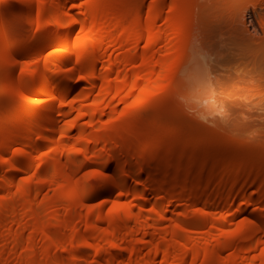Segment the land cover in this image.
I'll use <instances>...</instances> for the list:
<instances>
[{"label": "rangeland", "instance_id": "rangeland-1", "mask_svg": "<svg viewBox=\"0 0 264 264\" xmlns=\"http://www.w3.org/2000/svg\"><path fill=\"white\" fill-rule=\"evenodd\" d=\"M65 1L34 0L33 7L29 3H26V0L0 1L3 22L14 27L8 36L11 38L12 45L15 48L29 39L34 33H49L56 36L68 37L72 29L69 23L65 22H68L67 19L69 20V17H65L63 24H58V7H60L61 11L72 9L76 15L87 17L86 20L88 21L94 20L88 16L89 12L93 10L105 17V20H99L101 23L98 21L99 18H96L98 21H96L97 25L94 22L91 27L88 25L82 28V25L79 24L78 28H81L74 34V39L81 36L87 42L88 46L84 53L98 58L95 65L76 62L83 51L79 54L77 52L79 50H75V47H72L75 45L74 40L69 46L63 45L64 43L53 44L44 52L33 54L29 58L22 55L23 58L21 57V60L26 58L25 61L30 59L33 62L28 61L30 63L27 64L26 61L24 65H21L23 62L20 63L12 75L6 74L4 69H2L1 66L4 61L0 57V161H3L6 151L14 154L15 150H18L20 147L18 143L14 145L18 148L7 146L4 143L9 129L7 122L13 116L16 119L18 114L16 112L13 113L15 111L13 108L26 99L32 101L35 97H38L35 90L29 92L26 96L15 90L13 80L17 78L28 82L30 85H34L38 77L34 75L33 70L37 64V66H42L44 60L50 61L54 65V68L68 74L69 81L73 85L83 84L84 82L86 84L87 79L83 75L86 72L89 73L91 69L95 71V75L97 76L94 78L95 80H92L93 84L87 83L90 86L89 88L76 89L67 93L68 96L64 94V97L67 96L66 100L64 98L66 103L62 104L63 101L57 104L61 108L59 106L61 103V109L65 108L66 111L69 110L68 108L73 107L65 116L63 115L60 121V124L63 121L60 130H64V132L59 130L62 133L60 135L58 133V135L60 138L62 135L64 139L66 138L64 141L65 145L83 147L86 140H91L89 150L87 149L88 151L82 152V156L79 155L80 158L88 160V164L76 171L72 176L73 183L75 180L77 183L85 180V178L88 180L87 189H82L84 193L88 192V190L99 191L109 183H118L119 179H121L120 175L122 173L117 177L118 174L116 172L113 177H107V173L111 171L112 165L117 161L110 155L109 149L111 148V144L113 147V145L117 146L116 143H119L117 141L114 144L113 140L110 141L109 138H103L99 135L101 130H111V125L114 123L121 124L122 122L123 125H121L125 126L124 128L131 133H139L140 135L145 133L146 138L141 143V150H149L151 146L159 147L162 150L166 149L168 137L157 133L158 126H162L169 131L175 130V137L185 139L194 144L190 149L173 148L168 154L150 153L146 156L133 155L129 161L130 163L128 162L129 164H127L129 168L126 167L127 170H131L130 167L134 166L135 163L142 166L157 163V165L164 168L167 166H178L179 172L189 173V179L180 180L181 183L177 182L179 180L177 175H172L168 178V175L166 176L163 170L153 171L152 173L143 171L137 176L128 172V175L126 174L127 177H125V180L128 179L127 185L130 186L138 182V188L140 189L136 191L131 187L118 186L93 195L81 206V208L83 207L81 211L83 215L80 212L81 217L78 216L75 222L70 220L69 213L65 210V198L63 200L62 193L59 191L61 182L56 179L47 184L41 191L40 199L42 201L45 200V202L47 201L48 205L51 202L50 199H54L57 207L61 206L64 210L63 225L61 227L63 229H61L51 222L54 211L51 208L49 209L51 205L48 206L50 211L48 210L45 214L51 213L48 214L50 216L45 215V217L47 216L50 231L59 237H62L64 234L68 242H65L67 248L66 245L63 249L62 247H48V253L53 257L59 258V262L55 264H110L111 262L114 264H147L144 261H147L149 254L154 253V264L165 263L166 260L164 259L167 256L170 261L168 264H230L228 259L234 253L240 255L237 260L238 264H253L262 259L264 257V242H262L264 241V217L255 216V218L253 214L246 215V213L240 212L232 215L231 221H220L218 218L225 211H228L227 209H231L232 212L234 208L239 207V205H245V203H250L251 205L249 206H252V208L264 210V200H253L252 196H250L264 193V186H260L256 182H247L245 185L243 183L244 189L238 191L239 193L234 192L235 194L237 193L236 196L239 194L237 197L234 195L235 197L231 196L224 199L221 197L222 193L223 195L225 192L227 193V190L229 191L230 187H234V184L229 182L226 185L223 178L225 173L220 171V167L208 164V160L220 158L222 160V167H225L230 164V160L235 158L244 161L250 160L255 156L264 155V45L261 43H258V45L243 44L244 41H241L240 37L235 32H232L235 29L228 24L231 20L230 16H232L230 14H234L232 13L234 10H244L243 21L246 26L244 23L240 26H243L246 36L252 37L251 35L256 31L259 34H263V25L261 26L260 22H264V0H96L93 6L91 5L92 0H79L74 9L69 8L68 2L65 4ZM182 3L186 4L185 8H183L184 5ZM152 8H159V14L153 22V28L150 29L145 22H142L140 25L134 24L131 27L132 21L136 18L145 17ZM173 8H177V12L179 9V12L174 17L176 26L172 30L169 27V18ZM42 14H44L43 17H41ZM126 29H130L128 38H126V34L124 33ZM23 31H26V34ZM142 34L143 38L137 40L136 37ZM123 35L125 37L122 38ZM148 38L155 40L154 48L148 47ZM172 39L173 43H171ZM1 46L2 43L0 42V48ZM134 46L138 47V50ZM66 47H68L67 53L71 60L62 66H58L55 64L57 63V56ZM100 47L104 48L100 49ZM144 48L145 50H142ZM146 48H153L152 52H150L151 50L149 51L150 54L156 51L147 60L148 65H146L147 61H144L140 56L135 59L127 58V55L131 51L141 50L142 52H146V50L148 51ZM55 49H59V51ZM166 53H170V56ZM162 56L165 58L172 56L173 61L170 63L171 65L169 64L166 66L167 68L165 67L166 71L165 69L163 71L157 69V71L152 72L149 67L158 65L156 63L160 62L159 58ZM145 67L147 70H145ZM132 70H138L142 77L144 76L143 73L149 74L148 76L145 74L146 77H141L142 81L139 80L140 84L141 82L143 84L140 85L142 87L147 85L148 82L158 79L157 77L161 73H165L163 74L165 80L160 83L158 87L160 89L154 95L147 93L141 95L142 92L138 89V82L135 85L134 77L131 75L129 78ZM138 71L137 73L139 74ZM128 73L129 76L126 77L125 75ZM154 73L160 74L156 76ZM104 75L105 77H103ZM107 75H109L110 81L106 80ZM124 76L126 78L122 79ZM127 78L130 82H127L128 85L126 82L124 83V80H128ZM146 78L147 81H145ZM121 82L124 83L123 86L126 84V89L123 87L120 90L124 89L120 92L121 94H115L114 92L117 91L116 93H118V90L115 89L116 84L114 83L122 85ZM105 83L111 86L109 90L112 92L107 90L109 93H106L105 87L107 85L105 86ZM52 84L51 82L50 88H52ZM131 84H133V88L132 90L130 89V92L133 93L132 91H134L133 94L128 92V88L132 87H130ZM99 90L105 92L101 95L102 92L100 91L99 93ZM135 90L139 91L135 93ZM127 92L129 95L126 94ZM104 94H107V96H103ZM147 95L149 97L139 99ZM152 95L154 97L163 96L164 99L161 103L144 102L146 99L151 98ZM65 104L67 105L65 106ZM132 106H135V109ZM129 107L132 110L128 111ZM92 108L95 109V115L91 113L94 111ZM22 110L20 114L23 118L28 113L25 114L24 108ZM86 112H89L87 116ZM97 112L102 113L96 114ZM90 113L91 115L93 114L92 118L89 117ZM180 116L183 117V120H180ZM191 121L192 123H190ZM76 122L79 125L82 123L85 130H82ZM179 122H182L185 127ZM197 122L201 123L198 127V124L196 126L193 124ZM74 123L76 124L72 125ZM69 125L70 127H68ZM179 125L184 129L180 131ZM192 125H194L193 128H191ZM67 129L69 133L68 131L66 132ZM96 137H100L101 140L97 141ZM198 137L200 140L196 141ZM257 139H260V143L257 142ZM95 140L97 143L99 142L97 145ZM262 141L263 143H261ZM230 143H236L240 146L248 147V149L246 148V151L240 148L229 149L228 145ZM45 148L42 146L40 154L37 152V154H34L35 157H32L35 162L32 161L34 165H37L41 156L46 154L45 152H47L48 147ZM101 151L104 153L103 157L110 158V166L106 167L103 165L104 160H101L102 158H99L100 156L98 155V152ZM66 160L68 166L69 164L73 165L74 162H71L72 160L68 158ZM72 165L70 167H73ZM6 169L5 166L0 167V175L2 177L7 173ZM54 170L55 168L51 163V165L48 164L42 167L40 173L36 169L34 170V174L33 170L32 172L30 171L33 175L29 174V172L28 174L27 172H23L22 175H25H21L20 179H23V177L25 179L33 178L38 174L40 176H47L50 173L54 174ZM209 170H212L210 174H204L200 179L192 181L191 175L193 173ZM240 174L239 176L242 177L247 175L246 177L249 179L254 176L264 178V159L254 167H249L246 173ZM166 178L172 184L174 183L173 185L178 183L177 185L180 184L183 187L177 193L178 195L176 193L173 195L166 188L157 187L159 190L156 188H143V183H161ZM215 185L218 186L216 187L218 192L216 190L211 191ZM219 185L223 187L220 188ZM199 191L203 194H199L201 193ZM140 193L150 196L149 201H142ZM155 193H160L158 194L159 196L163 195L162 198H165V200L172 198L174 202L172 201L168 208H165L163 205H159V202L155 203L153 201L157 195ZM127 202L135 205H133L134 210L136 208V215H139L136 216L138 218H134V222H132L133 220L131 221L130 225L132 224V227L128 226L130 234H126V230L124 228L121 229L122 227L119 226L121 225L120 223H124L120 218L123 215V205ZM24 204L26 205L27 203ZM27 206L23 207L20 219L22 222L25 221L24 223L30 220ZM94 207H102L103 215L106 217L111 215L110 219H113L115 216L117 218L119 216L118 212L122 215L114 221L109 220V217L102 222L99 221L98 212H94L89 218H86L84 214L87 212L85 211ZM137 210H141L140 212L142 213L137 212ZM204 210L210 214L207 216L206 211L202 212ZM198 217L200 219L203 217V221L202 219L198 220ZM247 217H252L254 220L257 219V222H260L258 223L261 226V230L257 233V238L263 240H259L261 242L259 248L255 249V251L247 250V253L249 252L247 254L245 253L246 246L239 243L237 248L221 250L220 245L222 242H226L232 237L241 236L239 227L243 225ZM3 224H5L4 228ZM3 224L1 225L2 229L7 228L10 224V219L5 221V223L3 222ZM145 225L148 229H146ZM179 225L185 226V229H176ZM113 227H117L115 230L117 234H112L111 232L107 235L106 232ZM133 227L135 229H133L134 232L132 231ZM173 227H176V231H174L176 234L173 233ZM28 229L26 230V234L29 231ZM31 231L30 229L29 232ZM72 231L76 232L73 237L71 235ZM145 231H147V234L149 233L148 237L151 240L150 248L142 246ZM131 232L135 233L132 234L133 237L136 236L135 240L137 241L135 243L132 241L134 238L131 239L129 237L131 236ZM110 234L115 239L111 238ZM29 236L27 234L26 237ZM125 237H128L127 240L130 239L131 241H125ZM94 238H97L98 245L102 249L100 253H96L94 243H89ZM4 239L2 240L7 243L9 238L4 237ZM1 241L0 245H2ZM5 242H3V245ZM129 242L134 243L135 247H133V251L124 247ZM44 243H48V241ZM25 244L26 242L18 250L22 249L20 252L22 254L27 252ZM45 246L43 247L44 249ZM165 247H168V255H165ZM43 248L39 252H44ZM145 250L146 252H144ZM7 252H10L8 253L9 255H13L14 251L9 248ZM261 254L263 255L261 256ZM116 255L118 256L116 257ZM259 255L260 257L258 258L257 256ZM142 256L145 258H142ZM253 257H257L258 260H253ZM239 258H241V261Z\"/></svg>", "mask_w": 264, "mask_h": 264}, {"label": "bare ground", "instance_id": "bare-ground-1", "mask_svg": "<svg viewBox=\"0 0 264 264\" xmlns=\"http://www.w3.org/2000/svg\"><path fill=\"white\" fill-rule=\"evenodd\" d=\"M66 2L69 3V0H66L65 4H67ZM95 2H96V0H92L91 5L93 6L95 4ZM26 3H29V5L31 7L34 6V0H26ZM182 4L184 5L183 8H185L186 4L185 3H182ZM58 8H59L58 18H57L58 24H63L65 22L64 21L65 17H69V20L67 19L68 22H65V23H69V25L71 26V29H72L70 31V34L68 37L56 36V35L49 34V33H34L29 39L25 40V42H23L20 46L15 48L12 45L11 38L8 36L9 32H11V30L14 29V27L10 26L9 24H5L3 22L4 19L2 17V9L0 6V40H1L0 42L2 43V46L0 48V57L4 61V63L2 64L1 67H2V69H4L6 74L12 75V73H14V70L17 68V66L20 63L23 62V64H21V65H24V63L27 60L25 61L26 58L21 60V57L23 58V56H28L27 58H29L33 54L35 55L38 53H42L48 47H50L51 45L56 44V43H62V44L64 43L63 45L69 46L73 40L75 41L74 42L75 45L73 43L74 46H72V47H75L74 48L75 50H79V51H77V52H79V54H80V52L83 51L82 54H80V56L78 57L76 62L77 63L84 62L86 64L95 65L96 61H98V58L96 56L91 55V54L90 55L85 54L84 53L85 49L88 46L87 42L85 40H83V38H81V36L78 38H76V36H75L76 39H74V34L78 31L79 28H81V27L78 28L79 24L82 25V28L85 26H88V25L91 27V25H93L94 22L97 25L96 18H99L98 19V21H99L100 19L105 20V17L101 13H97L96 11L93 10V11L89 12L88 16H89V18L94 19V20L88 21V20H86L87 17H84V16L80 17L78 14L76 15V13H74L72 11V9H69L68 11H61L60 7H58ZM61 8H63V7H61ZM158 10H159V8H155V9L152 8L145 17L136 18L134 21L131 22V27L134 24L140 25L142 22H145L146 25H148V27L150 29L153 28V22L159 14ZM240 10H242V9H240ZM178 12H179V9H178ZM178 12H177V8H173L172 14L170 15V18H169V25L170 26L169 27L172 30L175 29L174 26H176V24H175L174 17L177 15ZM232 13H234V14H230L232 16H230L231 20L229 19L230 21L228 22V24L235 29V31L232 30V32H235L237 34V36L240 37L241 41H244L243 44H245V45H248V44L258 45V43H261L264 45V22L263 21L260 22L261 26L263 25L262 26L263 34H259L258 31H256L254 33L255 35L252 34L251 35L252 37H250V36L248 37V36H246V32L244 31L243 26H240V25H243V23H244V21H243L244 20V18H243L244 17V10H242V11L234 10ZM43 16H44V14L41 15V17H43ZM100 23H98V24H100ZM244 25H245V23H244ZM23 32H25V34H26V31H23ZM124 33L126 34V38H128V36L130 34V29H126L124 31ZM249 34H251V33L249 32ZM123 37H125V36L123 35L122 38ZM136 38H137V40L142 39L143 34L138 35V37H136ZM147 43L149 45V46L147 45L148 47H153L155 45V40L148 38ZM171 43H173V39L171 40ZM101 48L103 49L104 47H100V49ZM135 48L137 49L138 47H135ZM153 48L152 49L146 48V49H148V51L146 50V52L145 51L142 52L141 50L137 51L138 49L133 50L127 55V58L128 59H135V58L140 56V58L142 57V59L144 61L145 60L147 61V60H149V58H151L153 56V53L156 52L155 51L152 54H150V52L153 51ZM142 50H145V48ZM67 51H68V47L61 50V52L57 56V58H58L57 63H55V64H57L58 66H62L63 64H65L71 60L70 57L68 56ZM166 54H168V56H170V53H166ZM166 54H165V56H166ZM163 56L161 58H159L160 62L156 63L158 65H155V66L153 65V66L149 67L152 72L153 71L155 72V70L157 71V69L159 71H163V69H165V67L173 61L172 56L167 57V58H165ZM28 61H30V59ZM28 61L26 62L27 64L30 62H33V60H31L30 62H28ZM34 61H35V58H34ZM43 62H42V66L41 65L37 66L38 64L35 66V68L33 66L34 75L38 77L34 85H30V84H28V82L21 81V79H17V78H14V80H13L15 90L24 94L25 96L29 92L35 90L38 97H35L36 99L34 98V100H32V101L29 99H26L25 101H23L19 105H17L18 107L17 106L14 108L12 107L13 109H15V111H13V109H12L13 113L16 112V114L18 113L19 115L17 114L16 119H14L15 118L14 116L12 118H10V120L13 119L12 121L8 120V122L10 121L9 122L10 124L7 122L9 129L7 132V136L5 137L4 143L7 146L9 145L11 147L14 146L16 143H18L20 145V147L19 148L16 146L13 147V148H18V150H15L16 152L14 154H10L9 151L8 152L6 151V153L3 156V161H0V167L5 166L7 168L6 169L7 173L3 177H2V175H0V193H1L0 194V241L2 239H4V237L9 238L8 240L6 239L7 243L3 240L1 241L2 245H0V264H55V263L59 262V258L53 257L48 253V247H50V246L55 247V248L56 247L57 248L62 247V249H63V247H65L66 243H68L66 240L67 238L64 234L62 237H59L58 235H56L55 233L50 231L49 222L47 220V216L45 217V215H48L51 212L48 214H45V213H47V211L51 208V210L54 211V216L52 215L53 219L51 222L57 228L58 227L61 228L63 225L64 210L61 206L57 207L56 203H54L55 202L54 199H52L53 202L50 199L51 202L49 203V205H48L47 201L45 202V200L42 201L40 199V194H41L42 189H44L47 184L53 182L56 179L61 182V187H60L59 191L62 193L63 200L65 198V201H64L65 210L68 211L69 218L72 222H75L76 218L78 216H80V212L83 209V207L81 208V206H83L85 204V202L88 200V198L92 197L93 195L100 194L103 191H106L107 189L111 190L112 188H115L118 186H124V187H128V188L131 187L132 189H135L136 191L138 189H140V188H138V182H136V184L130 183L132 186L127 185L128 179L125 180V177H127L128 172H131L133 175L137 176V175H140L143 171H147L148 173H152L153 171L163 170L164 173H166V176L168 175L167 176L168 178H170L172 175H177L178 179H179V180H177V182L178 181L180 182V180L183 181L187 178L189 179V177H188L189 173H187V172L182 173L181 171L179 172L178 166H175V167H168L167 166L164 168L163 166L157 165V163H155V164L152 163L149 166L137 165L135 163L134 166L130 167L131 170L130 169L127 170L126 167L129 168V166L127 164L130 163L129 161L131 159V156H133V155L146 156L150 153L168 154L169 152H171V150L173 148L190 149L191 147H193L194 143L186 141L185 139H178L177 137H175L174 136V133L176 132L175 130L169 131L162 126H158L157 127V133L160 135H165L168 137V146L166 147V149L162 150L159 147L151 146L149 148V150H141V148H140L141 143L146 138L145 133L143 135H140L139 133H131L130 131L126 130V128H124L125 126L124 127L122 126L123 124L121 122L122 125L120 123H114L111 125L112 126L111 130H107V129L101 130L100 134H99L100 137L109 138L110 141L113 140L114 144L117 141L119 143V144L116 143L117 146L113 145V147H115V148L112 147V144H111L112 149L109 147L110 148L109 149L110 155H112V157L115 158V160H117V161L112 165L111 171L107 173V177H109V178L113 177L115 175V172H116L118 174L117 177H119L120 173L123 174V175L122 174L120 175L121 179H119L118 183H112V184L109 183L108 185H106L104 188H102L99 191H89L88 190V192L85 191L86 193H84L82 191V189H87L88 180H86L85 176H83L85 178V180L81 181L80 183H77L75 180L76 184H74L75 182L73 183L72 176L74 175V173L76 171L80 170L86 164H88V160H86L85 158L84 159L80 158L79 155H81L82 152H86L89 150V144L91 143V140H89V139L86 140L84 142L83 147H81V146L80 147L79 146L78 147H70V146L65 145L64 141L66 140V138L64 139L62 137L63 136L62 135L61 138H63V139L61 140V138L59 136L60 133H62L60 131L64 132V130H60V128H61L60 126L63 123V121H62L60 124V121H61V118L63 117V115L65 116L67 114V112L69 110H71V108L73 109V107L68 108L69 110L66 111L65 108L61 109L62 108L61 103L63 101L64 102L62 104L66 103L65 100H66V97L68 96L67 93L74 91L76 89L80 90V89L89 88L90 86H88L89 84H87V83L93 84L94 82L92 80H95L94 78L97 76L95 75V71L93 69H91V70H89L90 72L88 71L89 73L86 72L85 75H83L84 78L87 79L86 80L87 85L84 84L85 82L84 83L82 82L83 84H79V85L74 84L73 85L69 81V75L68 74H65L60 69L54 68V65L50 61L44 60ZM146 65H148V61H147ZM145 70H147L146 67H145ZM137 71L132 70L130 76H129V73L126 74L125 76L126 77L129 76V78H130L132 75L134 77L133 79L136 82L135 85L137 84V82L139 84L138 89L141 90L140 91V92H142L141 95H143L145 93L154 95V93H157V90L160 89V88H158L160 83L163 80H165L164 75H163L165 73H163V74L159 73L160 76H158L159 74L157 75L154 73L156 76H158L157 77L158 79H154V80L148 82L147 85L142 87V86H140L142 84V82H141V84L139 82V80L142 81L141 80L142 76L140 75V72L138 71L139 72V74H138ZM165 71H166V69H165ZM147 73H149V72H147ZM141 74H142V72H141ZM145 74L146 73H143V75H144L143 77H146L149 75V74L148 75L146 74V76H145ZM108 76L109 75L106 76V78H107L106 80L110 81ZM125 76L122 79L126 78ZM103 77H105V75ZM145 81H147V78L145 79ZM51 82L53 83L52 88H50ZM125 82L127 85H128V83H130L129 79L124 80V83ZM124 83L121 82L122 85H119V83H118V85H117V83H114V84H116L115 89L118 90V93H116L117 91L114 92L115 94H119L120 92H122L124 90L123 89L122 91H120L123 87L126 86V84H125V86H123ZM104 85L105 86L107 85L105 87L106 88L105 91L108 94L110 91L109 89H111V86L109 84H106V83ZM104 85H103V87H104ZM132 85L133 84H131L130 87ZM135 85H134V89H135ZM4 86H7V85H4ZM132 88H133V86L131 88H128L129 89L128 92L130 94L134 93V91H132L133 93L130 92V89L132 90ZM125 89H126V87H125ZM107 90H109V91L107 92ZM100 91L102 92L101 95L105 92V91L99 90V93H100ZM138 91L135 90V93ZM110 92H112V91H110ZM128 92L126 93L127 95H129ZM64 94L65 95L67 94V96L64 97ZM107 94L106 95L104 94L103 96H107ZM153 95L151 98L146 99L144 102H146V103H152V102L158 103V102H160L161 103L164 99L163 96H155L154 97ZM45 96H47V98H45ZM139 97H137V98H139ZM145 97H149V96L148 95L144 96V97L142 96V98H139V99H143ZM64 98H65V100H64ZM103 98H105V97H103ZM126 99H127V97H126ZM58 102H61L59 105V106H61V108L57 106V104H59ZM66 105L67 104H65V106ZM22 108H24L25 114L28 113V115L26 117H24L25 116L24 115L23 118H22V115L20 114ZM93 108H92V110H94V111H92L91 113L94 114L95 109H93ZM132 108L135 109V106H132ZM132 108L129 107L128 111L132 110ZM17 109H18V111H16ZM19 110H20V112H19ZM26 111H28V112H26ZM96 111H98V110L96 109ZM22 112H23V110H22ZM79 113H81V112L79 111ZM82 113H84V112H82ZM88 113L89 112L85 113L86 116ZM91 113L89 114L90 115L89 117H91L93 115V114L91 115ZM99 113L97 112L96 114H99ZM85 114H83V115H85ZM18 116L21 118H19ZM96 116H93V117H96ZM17 118H18V120H17ZM181 119L183 120V117L180 116V120ZM76 120H77V118H76ZM178 120H179V117H178ZM76 123H77V125H79L78 122H76ZM76 123H74L72 125H75ZM190 123H192V121ZM180 124H182V122ZM193 124L195 126H196V124H198L197 125V127H198V126H200L201 123L199 124L197 122V123H193ZM194 125H192L191 128H193ZM79 126H80V128H82V130H85V127L83 128L84 125L82 126V123H80ZM179 126L178 127H179L180 131H181V129L182 130L184 129V128H182V126L185 127L184 124H182V126L181 125H179ZM68 127H70V125ZM191 128H189V129H191ZM67 131H68V129L66 130V132ZM58 133H59V135H58ZM68 133H69V131H68ZM64 135L66 136V134H64ZM100 137H96V140L99 141ZM96 140H95V143L97 145L99 142L97 143ZM180 140H181V142H180ZM199 140H200V138L198 137L196 139V141H199ZM259 140L260 139H257L258 143H260ZM261 143H263V141ZM42 146H44L46 148L48 147V150H47V152H45L46 153L45 155L41 156L39 162H37L38 164L34 165L33 164L34 161H33L32 157L34 158L35 157L34 154L35 153L37 154V152H39V154H40V148ZM228 148L229 149L240 148L243 151H246L248 149V147L240 146L239 144H236V143H230L228 145ZM98 153L97 154L100 156L99 158H102L101 160H104V163L102 162L103 165H105L106 167L110 166V162H111L110 158L109 157H106V158L103 157L104 153L102 151L98 152ZM65 157H66V159L68 158L69 160H72L71 162H74L73 165L69 164V166H68V164H66L67 160L65 159ZM200 158H202V157H200ZM263 159H264V155L255 156V157L251 158L250 160H244V161H242L241 159L235 158V159L230 160V164L225 166V167H222V160L220 158H214V159L208 160V164H210V165L213 164V166H215V167H220V171H222L223 173L226 174V175L224 174L225 176L223 175L225 184L229 183V182L234 184V187H232V188L230 187L229 188L230 190L229 191L227 190V193L225 192L224 195L222 193V196H221V192H220V196L224 199L229 198V197L234 196V195L236 196L237 193L235 194L234 192H238L240 190L242 191L245 187V186L243 187V183L245 185V183H247V182H253V183L256 182V183H258V185L264 186V178H262V177H257V176L255 177L254 176L253 178L249 179L246 177L247 175L245 177L239 176L240 173H246V171L249 167H254L258 163H260ZM69 160H68V162H70ZM51 163L53 164V166L55 168L54 174L50 173L49 175L47 174V176H40L38 174V173H40V169L42 167H45L48 164L51 165ZM71 165L73 167H70ZM105 166H104V168H105ZM236 166H237V168H236ZM34 168L36 170H39L38 173L36 172L38 175H35L33 178L25 179L23 177L24 180L22 178L20 179V176L22 175L23 172H27V174L29 172V174H31V172L33 170V174H34V172H35ZM117 171H119V172H117ZM211 172H212V170L201 171V172L193 173V174L191 173L192 174L191 175L192 181H196V180L200 179L202 175L210 174ZM131 173H129V174H131ZM33 174H31V175H33ZM23 175H25V174H23ZM29 177H31V176H29ZM191 178H190V180H191ZM136 181H138V180H136ZM169 181L170 180H168L166 178V180L162 181L161 183H152V182L151 183L148 182L147 184L143 183V188H156L157 190H159L157 187L166 188V189L170 190V193H173V195H175V193L176 194L179 193L183 189V187L180 186V184L177 185L178 184L177 182H176L177 184L173 185L174 183L172 184ZM216 187H218V186L215 185V187H214L215 189L212 187H209V188H212L211 191L216 190L218 192ZM221 187H223V186H220V188ZM220 188H218V189H220ZM3 190L5 192H1ZM128 191H129V189H128ZM201 191H203V190L201 189ZM201 191H199V192H201ZM140 194H141L140 197L143 199L142 201H144V202L149 201L150 196H146L144 193H140ZM158 194H160V193H155L156 196H155L154 200H153V198H151V199L153 201H155V203L159 202L160 203V204L158 203L159 205H161V206L163 205L165 208L166 207L168 208V206L172 203L173 199L169 198V199L165 200V198H162L163 195L159 196ZM199 194H203V193L201 192ZM62 196H58V197H62ZM250 196H252L251 198L253 200H264V193H260L258 195H254V196L250 195ZM41 197H42V195H41ZM45 199H46V197H45ZM47 199H48V197H47ZM24 203H27L26 205H28L27 206L28 207V215L30 218V220L27 223H24L25 221L22 222V220H20L21 216H22V209H24L23 207L26 206ZM128 203H130V202H127L123 205V208H122V211H123L122 214L123 215L118 212L119 216H117V218H119L122 215L121 216L122 218H120V219H122V222H124V223L123 224L120 223L122 226L121 225H119V226L122 227L121 229L124 228V230H126L125 231L126 234H130L128 226L132 227L131 226L132 224L130 225L131 221L133 220L132 222H134L135 221L134 218L136 216H139V215H136V211H135L136 208L134 210V207H133L134 204H132V203L128 204ZM140 203H142V202H140ZM23 205H25V206H23ZM249 205H251V204L245 203V205H239V207L234 208V211H232V212H231V209H227L231 213L228 211H225V213L224 214L222 213L223 215H221L218 219L220 221H231V219H232L231 216L235 215L236 213H240V212L246 213V215L247 214L248 215L253 214L254 217L255 216L262 217V218L264 217V210H262L260 208H252V206L250 207ZM48 206H50L49 209H48ZM79 208H80V210H79ZM87 210H88V208H87ZM140 211L141 210H139V211L137 210V212L142 213ZM205 211L206 210H204L202 212H205ZM83 212H84V210H83ZM85 212H87L86 214H84L86 216V218H89L92 215V213L98 212L99 213V221H101V222L103 220H106L108 217H109V220H113V221L115 219H117V218H115L116 216L113 217V219L112 218L110 219V217H112L111 215H108V217L104 216L103 212H102V207H94L92 209L90 208L88 211H85ZM206 214L208 216L210 213L208 214V212H207ZM81 215H83L82 212H81ZM203 215H204V213H203ZM8 216H10L8 218V219H10V224H9V226L7 225L8 226L7 228L2 229L1 225L3 224V222L5 223V221L8 220V219L6 220V218ZM48 216H50V215H48ZM11 218H12V220H11ZM136 218H138V217H136ZM204 218H205V216H204ZM204 218L201 217L202 221ZM247 218H246V221L243 223V225H241L239 227V231L241 232V236L232 237V238H229L226 242H222L220 245L221 250L226 249V248H237L239 243H242L246 246V252L245 253H247V250L248 251H251V250L255 251V249L259 248V245L261 243L260 241L263 240V239L260 240V238L259 239L257 238L258 237L257 233L260 232L259 230H261V226L259 224L260 222L258 221L259 222L258 223L257 219H255L256 220L255 221L252 217L248 218V219ZM197 219L201 220L200 217H198ZM3 225H4L3 226V228H4L5 224H3ZM175 228L173 229V233H175L174 231H176V229H178V230L185 229V226L179 225L176 229ZM27 229L29 231H30V229L32 230L31 231L32 233L27 231V234L30 235L29 237H26L27 236V234H26ZM61 229H63V228H61ZM116 229H117V227H113L111 230L107 231L106 234L108 235L111 232L113 234V233L117 232V231H115ZM121 229H120V231H122ZM133 229H134V227L132 228V231L134 232L135 229L134 230ZM146 229H148L147 226H146ZM147 231H145V236L143 235L144 239L142 242L143 243L142 246H144V248H147V247L150 248L149 245L151 243V240L148 237L149 233L147 234ZM72 232L73 233L71 235L73 237V236H75L76 232L75 231H72ZM179 233H180V231H179ZM115 234H117V233H115ZM132 234H135V233L131 232V236H129V235L128 236L131 239L134 238L132 241L135 243L137 241V240H135L136 236L133 237ZM112 237L114 238V236L111 235V238ZM117 237H118V235H117ZM127 238L128 237H125V241L127 240ZM96 239L97 238H94V239H92L90 241L88 240V241L91 244L94 243L93 245L96 247V253H100L102 251V249L99 247V245H98L99 243ZM129 240L130 239H128L127 242ZM43 241L44 242L48 241V243H44ZM3 242H5L4 245H3ZM25 242H26L25 248H27L26 249L27 252L22 254V253H20L22 249L20 251H18V250H19V248H21L23 246V244ZM133 242L127 243L124 247L131 251L133 249V247H135ZM262 242H264V241H262ZM44 246H45V249L43 248ZM165 246H167V245H165ZM9 248H11V250L14 251L13 255L8 254V253H10V252H7V250L9 251ZM25 248H24V250H25ZM42 248L44 249L43 250L44 252H39V250H42ZM66 248H67V245H66ZM167 248L166 247L164 248L165 255L169 254V250H167ZM263 250H264V247H263ZM144 252H146V250ZM39 253H40V255H39ZM152 253H154V252H152ZM117 254L119 255L118 252H117ZM154 254H149L147 257V261H144V262L147 264H154V261H153L155 258ZM118 255H116V257ZM262 255L263 254H261V256ZM239 256L240 255H238V253H234L231 256V258L228 259V262L230 264H238L237 260H238ZM257 257L259 258L260 255ZM257 257H255V258L253 257L252 259L256 261V260H258ZM142 258H145V257L142 256ZM164 260H166V262L163 264L170 263V261L168 260V256ZM239 260L241 261V258H239ZM110 262H111V260H110ZM251 262H253V261H251ZM110 264H114V263L111 262ZM253 264H264V257L262 259H260L259 261H256Z\"/></svg>", "mask_w": 264, "mask_h": 264}, {"label": "snow or ice", "instance_id": "snow-or-ice-1", "mask_svg": "<svg viewBox=\"0 0 264 264\" xmlns=\"http://www.w3.org/2000/svg\"><path fill=\"white\" fill-rule=\"evenodd\" d=\"M79 3V0H69L68 7L69 8H75L76 4ZM56 51H59V49H55Z\"/></svg>", "mask_w": 264, "mask_h": 264}]
</instances>
